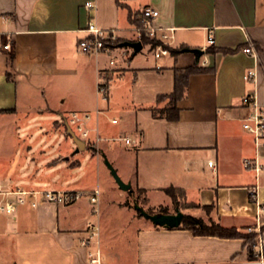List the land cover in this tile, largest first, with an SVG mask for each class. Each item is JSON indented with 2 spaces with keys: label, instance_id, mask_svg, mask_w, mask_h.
<instances>
[{
  "label": "crops",
  "instance_id": "crops-1",
  "mask_svg": "<svg viewBox=\"0 0 264 264\" xmlns=\"http://www.w3.org/2000/svg\"><path fill=\"white\" fill-rule=\"evenodd\" d=\"M86 1L94 7H85ZM144 6L157 10L155 26L174 27L169 45L174 52L155 57L149 43L137 52L121 44L99 53L78 47L89 19L114 30L122 41L138 40L129 10ZM209 28L214 45L203 50ZM144 45L151 57L139 59ZM243 46L255 55L243 52ZM194 64L202 70L188 75L185 95L176 102L178 118L155 115L153 110L168 105L167 97L158 96L173 91L174 68ZM247 70L254 72L250 79L244 78ZM103 82L105 96L97 91ZM36 91L51 102L47 108L54 114L37 116L32 127L5 126L26 112ZM250 91L264 109V0H0V137L9 149L0 178L12 187L97 188L101 210L100 178L115 184L109 164L130 184L126 190L116 185L118 208H128L131 188L143 189L150 203L157 192L172 201L164 189L177 187L187 202L214 204L189 214L240 231L264 226V155L253 199L256 175L242 165L255 153L252 135L241 126L249 110L241 99ZM72 111L90 114L89 136L77 152L67 131ZM17 138L20 142L12 140ZM15 144L19 155L12 151ZM91 208L84 195L67 204H24L14 215L0 213V264H92L88 251L98 244L84 243L88 225L96 223ZM136 246V264L249 259L244 238L154 223L139 226Z\"/></svg>",
  "mask_w": 264,
  "mask_h": 264
},
{
  "label": "built area",
  "instance_id": "built-area-1",
  "mask_svg": "<svg viewBox=\"0 0 264 264\" xmlns=\"http://www.w3.org/2000/svg\"><path fill=\"white\" fill-rule=\"evenodd\" d=\"M84 5L87 8H92L95 4L93 1H86ZM142 13L144 35L152 41H157L152 49L153 55L155 57H161L168 54L169 45L174 38V27L163 28L155 26L152 23V19L156 17L158 12L151 6H144ZM82 30L87 33V36L78 40V47L84 52H110L111 48L116 46L115 43L120 40V36L114 30L104 29L91 19L87 21ZM135 31L138 40H140L143 33L142 30L135 26ZM212 45H214L213 31L212 28H209L206 32V43L202 49L205 50ZM3 46L7 48L9 43L7 42ZM241 50L245 53L255 55V51L250 46H243ZM110 62L113 63V60H110ZM253 75V70H247L244 78L250 79ZM97 91L105 96L106 87L98 84ZM241 102L249 108L247 113L241 117V126L243 130L252 135L255 148L254 155L244 157L242 165L244 168L254 171L256 175V183L251 187L250 192L251 196L255 197L258 188V174L261 169L259 157L262 154L264 155V109L257 104L254 91L246 93L242 97ZM89 119L90 114L87 112L72 111L67 116V124L78 137L86 140L90 132V127L88 126ZM125 141L129 142V138H125ZM208 164L211 165L212 160H208ZM98 194L99 190L97 188L88 191L75 189H24L21 187H12L0 178V213L14 215L17 207L24 204H29L32 207H36L43 202L67 204L80 199L84 195H88L89 201L92 203V213H97ZM86 235L84 240L86 245H90L91 243L97 245L98 225L96 223H90L86 229ZM256 238V258L254 259L203 264H264L263 239L260 232ZM87 260L92 264H100L98 247L88 251Z\"/></svg>",
  "mask_w": 264,
  "mask_h": 264
},
{
  "label": "rangeland",
  "instance_id": "rangeland-1",
  "mask_svg": "<svg viewBox=\"0 0 264 264\" xmlns=\"http://www.w3.org/2000/svg\"><path fill=\"white\" fill-rule=\"evenodd\" d=\"M137 57L139 59H146L151 57L150 53L148 54L146 45H144L142 50L137 53ZM112 85L113 83H111V86ZM31 93L33 94L32 91ZM36 95L37 96L33 97V95L32 98H30L25 109L26 112H18V114L14 116V121L6 123L5 126L9 125L12 129L13 125H19L20 128H23L25 126L32 127L35 126L37 122L31 120L36 118L37 116L54 114L52 113V110L47 108V104H51V102L46 103L45 101H43L39 93H37ZM40 108L41 110H38ZM25 120H27L28 122H25ZM12 140L20 142L19 138ZM6 142L7 139H5L4 137H0V168L3 167L5 162H7L6 158L9 154V149L5 144ZM91 145V140H87V146L90 147ZM19 150L20 148L18 144L12 146V151L18 152V155ZM81 154L82 153H80L79 155L82 157ZM100 180L104 193V206L101 210H98V213H96L95 215L96 224L98 225L97 239L100 264H136L139 257L136 246L138 228L139 226H142L143 223L152 226L154 222L151 219L140 215L138 210L134 208V203L139 204L149 213L161 211L160 209H163V211L161 212L165 213H174L176 209H179L184 214H189L187 211H208V209H203L196 203H190L181 198L177 201V204H174L172 201L168 200L169 197L164 192L152 193L150 196V203H148L147 193L138 188H131V191L127 190L128 197L125 204H127L128 208H118L117 200L119 199V194L121 193L120 190L116 188L117 186H119L118 182L115 178H113V183L115 184H108V180L103 179V177H101ZM111 200L115 201L110 202ZM97 205L99 209V203ZM263 231L264 226L258 227V225H249L242 230V232L255 233L256 236L259 232L261 233V235H263Z\"/></svg>",
  "mask_w": 264,
  "mask_h": 264
},
{
  "label": "trees",
  "instance_id": "trees-1",
  "mask_svg": "<svg viewBox=\"0 0 264 264\" xmlns=\"http://www.w3.org/2000/svg\"><path fill=\"white\" fill-rule=\"evenodd\" d=\"M121 4V3H119ZM129 18L131 22L142 30V36L140 41L142 44H150V48L153 49L157 41H152L148 39L144 35L143 31V13L142 11H132L129 10ZM122 39H120L115 45L122 43ZM169 49L174 52L170 47ZM202 67L198 66L197 64L186 66V67H175L174 68V87L173 91L169 94H161L158 96L159 99L164 97L168 98V105L160 109L159 112L153 110V113L156 115L165 116L168 119L175 120L178 118V108L176 102L179 98L185 95L186 86H187V77L192 72L201 71ZM106 87L105 83H99ZM141 189V188H138ZM144 191L143 189H141ZM165 192L171 197V200L174 204H177V201L181 198L184 200V192L182 189L177 187H167L164 189ZM250 195V198L253 197ZM214 204L211 205H203L201 206L204 209H211ZM163 211V209H160ZM139 212V211H138ZM140 214V213H139ZM141 215V214H140ZM178 228L189 229L194 234H202V235H215L219 237H226V238H234V237H241L244 238V244L247 248V254L249 259L256 258L255 251H256V234L255 233H247L242 232L236 227H226L221 225L217 220L209 219L205 220L200 216H195L192 214H183L181 222L177 225Z\"/></svg>",
  "mask_w": 264,
  "mask_h": 264
},
{
  "label": "water",
  "instance_id": "water-1",
  "mask_svg": "<svg viewBox=\"0 0 264 264\" xmlns=\"http://www.w3.org/2000/svg\"><path fill=\"white\" fill-rule=\"evenodd\" d=\"M120 44L121 45H129L130 47H132L134 52L139 51L142 47V42L140 40L123 41ZM67 131L69 132L73 141L75 142L74 151L77 152L81 149H84L85 140L78 137L69 126H67ZM108 166L110 167L111 173L113 174L114 178L118 182L119 186L125 190L129 189L130 184L121 180L120 177L117 175L116 171L111 167V165L108 164ZM133 206L136 210L139 211V213L142 216L151 219L154 222V224H156L158 226H164V227H168V228L177 227V225H179V223L181 222V219L183 216L182 211L179 209H176L174 213H165V212H161V211L149 213L137 203H134Z\"/></svg>",
  "mask_w": 264,
  "mask_h": 264
}]
</instances>
